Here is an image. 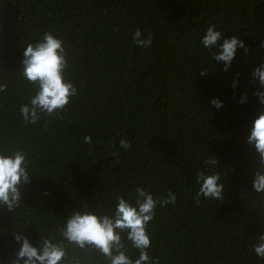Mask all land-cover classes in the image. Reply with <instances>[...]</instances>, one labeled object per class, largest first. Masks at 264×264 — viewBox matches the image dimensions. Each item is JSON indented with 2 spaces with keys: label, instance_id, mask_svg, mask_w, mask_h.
<instances>
[{
  "label": "trees",
  "instance_id": "trees-1",
  "mask_svg": "<svg viewBox=\"0 0 264 264\" xmlns=\"http://www.w3.org/2000/svg\"><path fill=\"white\" fill-rule=\"evenodd\" d=\"M209 25L245 48L228 72L211 62L201 77L210 57L198 36ZM136 28L151 46L133 45ZM45 33L62 40L64 75L77 92L63 111L28 124L20 108L34 90L22 75V53ZM261 63L264 0H0V151H24L34 169L20 206L0 209V251L17 229L59 239L73 211L104 213L117 195L143 186L160 201L175 196L157 204L148 225L151 264H264L252 251L264 233V196L246 177L243 143L255 109L250 73ZM237 74L234 99L228 86ZM245 89L249 103L240 107ZM210 96L225 107H211ZM209 156L225 185L219 200L196 197L195 174ZM67 248L79 264H109L94 248Z\"/></svg>",
  "mask_w": 264,
  "mask_h": 264
},
{
  "label": "clouds",
  "instance_id": "clouds-1",
  "mask_svg": "<svg viewBox=\"0 0 264 264\" xmlns=\"http://www.w3.org/2000/svg\"><path fill=\"white\" fill-rule=\"evenodd\" d=\"M131 40L137 47L147 48L152 44L151 37H145L139 28L132 32ZM198 40L199 48L210 57L208 66H202L199 71L201 77L208 75L211 62L228 72L238 50L245 48L239 37H225L215 25H209ZM22 57V75L33 86L34 94L28 104L21 106L20 115L25 123L35 124L41 113L50 116L63 111L77 89L65 78L67 60L63 42L52 33H45L35 44H28ZM250 83L253 85L251 96L255 97V109L243 134V143L250 151L248 160L251 162L246 177L251 189L264 196V63L252 69ZM228 87L236 99L240 87L239 74ZM237 103L240 107L249 103L246 89L239 92ZM208 104L217 110L225 107V101L220 96H210ZM91 139L85 136L84 142L91 143ZM119 146L128 148L129 144L121 139ZM216 165V157L209 156L204 160L202 170L196 172L197 198L222 199L225 185L221 174L214 170ZM33 171L24 151H0V209L12 212L20 206L22 190L31 183ZM174 202L175 196L171 194L168 200L160 201L147 188L137 186L130 197L117 195L112 206L104 213L91 211L87 207L73 211L58 230L59 239L51 234H41L34 240L21 229L8 233L11 244L0 251V264H79L78 260L69 258L67 245L81 250L94 248L108 258L109 264H151L148 225L154 218L158 203ZM124 239L139 252L135 259L128 254ZM255 241L252 251L258 258L264 259V233L255 237Z\"/></svg>",
  "mask_w": 264,
  "mask_h": 264
}]
</instances>
